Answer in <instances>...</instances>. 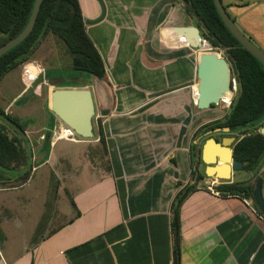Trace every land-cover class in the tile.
Returning a JSON list of instances; mask_svg holds the SVG:
<instances>
[{"label": "crops", "instance_id": "obj_1", "mask_svg": "<svg viewBox=\"0 0 264 264\" xmlns=\"http://www.w3.org/2000/svg\"><path fill=\"white\" fill-rule=\"evenodd\" d=\"M221 2L264 51V0ZM78 3L105 70L102 80L84 83L92 91L95 138H54L46 159L41 141L34 157L38 166H48L59 141L97 149L99 122L104 163L92 155L63 187L70 203L67 218L38 239L32 236L23 253L7 259L0 254V264H172L170 210L176 193L192 182L190 147L199 139L192 137L221 112L196 108L192 50L171 32L193 22L179 0ZM58 123L54 119L55 132ZM204 177L180 208V264H264V217L251 200L213 194L201 186L212 181ZM60 189L52 197L55 213Z\"/></svg>", "mask_w": 264, "mask_h": 264}, {"label": "trees", "instance_id": "obj_2", "mask_svg": "<svg viewBox=\"0 0 264 264\" xmlns=\"http://www.w3.org/2000/svg\"><path fill=\"white\" fill-rule=\"evenodd\" d=\"M179 1L193 25L199 29L201 38L212 48L225 52L237 83V92L223 119L207 126L224 127L230 132L238 133L239 139L233 147V158L242 162L245 172L258 177L264 167V135L257 131L264 125V66L247 52L225 27L213 0ZM33 4L34 0H0V46L15 38L24 29ZM224 9L235 22L228 8L224 6ZM49 34L64 43L71 57L73 71L99 80L104 78V65L98 50L85 32L78 0H43L31 33L24 41L0 56V80L7 72L28 60L39 42ZM52 85L57 88L86 86L64 82ZM53 121L54 116L51 114V127ZM24 130L25 126L18 118L6 114L0 107V184L15 180L16 185L12 187H17L24 184L30 176L32 153ZM199 132L195 133L194 139L198 137ZM97 137L103 153L106 154L104 135L99 122ZM50 138L49 130L43 138L44 159L48 155ZM190 159L192 182L176 193L171 204L172 264H180V208L188 195L195 191L197 184L205 178L204 173H198L196 168L201 164L198 142L190 147ZM38 165L39 163L35 162L34 166ZM253 189L254 184L235 181L221 182L214 187L220 196L251 200L255 210L262 216L252 199ZM71 204L73 205V202ZM3 239L0 230V240Z\"/></svg>", "mask_w": 264, "mask_h": 264}, {"label": "rangeland", "instance_id": "obj_3", "mask_svg": "<svg viewBox=\"0 0 264 264\" xmlns=\"http://www.w3.org/2000/svg\"><path fill=\"white\" fill-rule=\"evenodd\" d=\"M212 51L218 53L230 65L223 50L213 48ZM189 60L190 64L196 65V51L190 52ZM230 73L233 76L232 72ZM91 77L72 70L71 57L64 43L49 34L39 42L28 60L1 78L0 107L6 114L18 118L19 122L25 126L24 134L31 143V167L37 162L34 157L38 148L37 143L43 141L49 130L51 132L49 141L53 142L56 134L62 129L60 123L57 125L56 132L54 125L51 127L52 113L48 109V93L50 88H57L52 84L64 82L84 85ZM190 79L192 86L196 81L194 69ZM190 90L193 92L192 88ZM231 90L233 98L237 88L236 91ZM216 107L221 112L214 116L222 120L228 108L225 109L221 104ZM54 119L58 121L55 117ZM62 125L67 128L64 124ZM236 134L239 137V134ZM73 137L79 138L76 135ZM55 144L52 146V160L49 165L36 166L35 170L32 168L33 172L24 184L15 189L12 187L16 185L15 180L0 184V189H8V191H0V230L4 237L0 240V254L3 259L23 253L31 243L32 236L38 239L49 228L64 221L69 215L70 203L66 189L63 187L68 186L69 179L84 170L85 163L89 159L92 160V155L98 161H103V151L99 143L98 148L94 150L86 143L59 141ZM43 148L45 149L44 146ZM199 166L203 168L202 164ZM63 172L67 173L65 178H63ZM246 174L244 171L235 173V182L253 184L256 176ZM212 181L214 186L221 183L217 180ZM212 181L201 186L206 188ZM58 187L61 189L57 194V203L54 207L57 213H55L51 202ZM261 193L264 197V184H262ZM45 199L49 201L48 205H43ZM53 212L56 216L49 219L53 216L50 213Z\"/></svg>", "mask_w": 264, "mask_h": 264}, {"label": "water", "instance_id": "obj_4", "mask_svg": "<svg viewBox=\"0 0 264 264\" xmlns=\"http://www.w3.org/2000/svg\"><path fill=\"white\" fill-rule=\"evenodd\" d=\"M43 0H34L32 11L24 29L13 39L0 46V56L24 41L31 33L41 3ZM215 9L232 36L249 52L262 66H264V51L256 46L232 21L224 9L221 0H213ZM172 35L182 39L193 51H198L196 58V90L193 98L198 110H206L212 106H219L225 99L230 98L229 77L230 65L215 51H200L203 46L211 47L208 42H201L199 29L194 25L173 27ZM212 48V47H211ZM193 85V86H194ZM192 86V89H193ZM48 109L56 119L71 132L82 139H94L93 118L95 106L92 91L87 87H60L53 88L48 93ZM216 129L212 132H218ZM227 132L228 128L222 129ZM258 132L264 135V126ZM239 137H224L216 141L208 137L200 146V162L204 167V175L210 180L228 182L232 174L243 171L242 162L233 158V147ZM262 179L255 181L252 199L259 212L264 216V197H262Z\"/></svg>", "mask_w": 264, "mask_h": 264}, {"label": "flooded vegetation", "instance_id": "obj_5", "mask_svg": "<svg viewBox=\"0 0 264 264\" xmlns=\"http://www.w3.org/2000/svg\"><path fill=\"white\" fill-rule=\"evenodd\" d=\"M0 37H1V34H0ZM216 106H212V107H210V108H215ZM209 108V109H210ZM229 108V107H228ZM217 120H219L218 118H216V119H212V120H210V121H208V122H206V123H204V124H202V126H200L199 128H198V130L197 131H200L199 132V135H198V143H200V144H202L203 142H204V140L206 139V138H208V137H213L216 141H219V140H221L222 138H224V137H230V136H237V134L236 133H234V132H230L229 130L227 131V132H225V131H223L222 129H224V127H211V126H207V124H210V123H212V122H214V121H217ZM262 126H264V125H262ZM261 126V127H262ZM261 127H259V129L261 128ZM216 129H221L220 131H218V132H212V131H214V130H216ZM258 129V130H259ZM257 130V131H258ZM215 135H217V137L215 136ZM238 137V136H237ZM262 168H264V167H262ZM244 171V170H243ZM245 172V171H244ZM245 173H247V172H245ZM247 174H250V173H247ZM251 175V174H250ZM259 177H261L262 179H264V169H261L260 170V172H259V174H258V177H256V180L259 178ZM255 180V181H256ZM255 181H254V185H255ZM262 184H264V181H262Z\"/></svg>", "mask_w": 264, "mask_h": 264}, {"label": "bare ground", "instance_id": "obj_6", "mask_svg": "<svg viewBox=\"0 0 264 264\" xmlns=\"http://www.w3.org/2000/svg\"><path fill=\"white\" fill-rule=\"evenodd\" d=\"M205 46H203L200 50H199V52L200 51H205V50H203V48H204ZM206 49H209V50H206V51H210V50H212L213 48H210L209 46H208V48H206ZM198 51L196 52V58L198 57ZM52 90V88H50L49 89V91H51ZM196 90V85H195V89H194V91ZM194 96L196 97V94L194 93ZM232 98V95L230 96V98L229 99H227V101H223L222 103H221V105H223L224 106V108L226 109V108H228L229 107V103H230V99ZM60 123V122H59ZM61 124V126H62V129L60 130V132L59 133H57L56 134V136H55V138H60V139H65V138H67V139H69V137L70 136H72L73 135V133L71 132V130L69 129V128H65V127H63V125H62V123H60Z\"/></svg>", "mask_w": 264, "mask_h": 264}, {"label": "built area", "instance_id": "obj_7", "mask_svg": "<svg viewBox=\"0 0 264 264\" xmlns=\"http://www.w3.org/2000/svg\"><path fill=\"white\" fill-rule=\"evenodd\" d=\"M201 42H207L206 40H204V39H202L201 38ZM211 48V47H210ZM229 86H230V92H231V95H232V90L231 89H233L234 91H236V88H237V83H236V81H235V78H234V76H231L230 75V77H229ZM230 95V96H231ZM231 100L232 99H230V103H231ZM230 103H229V105H230ZM69 138H72V136H70ZM214 182L212 181V183L210 184V185H208L207 187H206V189L207 190H209L210 192H212L213 194H216V195H219V193L217 192V191H215L214 190V187L216 186H214V184H213ZM220 184V183H219ZM218 185V184H217Z\"/></svg>", "mask_w": 264, "mask_h": 264}]
</instances>
